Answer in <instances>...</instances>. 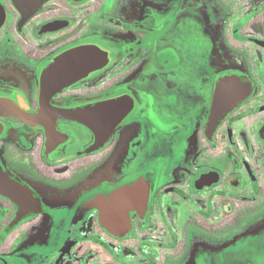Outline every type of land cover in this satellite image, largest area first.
Listing matches in <instances>:
<instances>
[{
    "label": "flooded vegetation",
    "instance_id": "flooded-vegetation-1",
    "mask_svg": "<svg viewBox=\"0 0 264 264\" xmlns=\"http://www.w3.org/2000/svg\"><path fill=\"white\" fill-rule=\"evenodd\" d=\"M257 241L264 0H0V264H264Z\"/></svg>",
    "mask_w": 264,
    "mask_h": 264
},
{
    "label": "water",
    "instance_id": "water-1",
    "mask_svg": "<svg viewBox=\"0 0 264 264\" xmlns=\"http://www.w3.org/2000/svg\"><path fill=\"white\" fill-rule=\"evenodd\" d=\"M94 49L93 48H82L81 52H78V54L81 57L80 58L78 57L77 60L74 61L72 65H70L71 69H68V67L62 70L59 69L60 77H63V74L66 75L67 73H69V75L83 73L90 65H95L96 64V59H95L96 52ZM69 75L67 74L66 77H70ZM237 87H239V82L234 81V80L223 81L222 83L217 85L215 100L213 103L212 113H211L212 115L211 124L214 125L215 122L223 114L230 111L234 107V105L237 104V101H236L237 97L235 96ZM243 88L244 90L246 89L248 90V88L245 86ZM223 93H225L227 97V99L224 97L225 98L224 102L220 101V97L224 96Z\"/></svg>",
    "mask_w": 264,
    "mask_h": 264
},
{
    "label": "rangeland",
    "instance_id": "rangeland-1",
    "mask_svg": "<svg viewBox=\"0 0 264 264\" xmlns=\"http://www.w3.org/2000/svg\"><path fill=\"white\" fill-rule=\"evenodd\" d=\"M195 38V37H194ZM222 59H223V61H219V63H221V64H223V63H225L226 65L228 64V65H234L235 63L227 56V55H225V56H222ZM184 69H185V67H184ZM189 74H193V75H195V73H196V71L193 69H191V68H189ZM214 78V77H213ZM213 78L211 77V79L213 80ZM213 81H210V83H212ZM260 245V246H259ZM261 248H264V245H262V244H259V241H257V244H256V246H255V250H254V254L255 255H260V250H261ZM262 254V253H261ZM237 263V262H236ZM234 264V263H233Z\"/></svg>",
    "mask_w": 264,
    "mask_h": 264
}]
</instances>
